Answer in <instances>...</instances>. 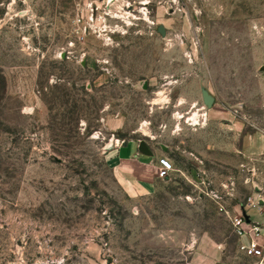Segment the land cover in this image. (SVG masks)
Listing matches in <instances>:
<instances>
[{
	"label": "rangeland",
	"instance_id": "obj_1",
	"mask_svg": "<svg viewBox=\"0 0 264 264\" xmlns=\"http://www.w3.org/2000/svg\"><path fill=\"white\" fill-rule=\"evenodd\" d=\"M0 87V264H264V0H0Z\"/></svg>",
	"mask_w": 264,
	"mask_h": 264
},
{
	"label": "crops",
	"instance_id": "obj_2",
	"mask_svg": "<svg viewBox=\"0 0 264 264\" xmlns=\"http://www.w3.org/2000/svg\"><path fill=\"white\" fill-rule=\"evenodd\" d=\"M137 146H138L137 142L130 140L118 146H113L112 148L115 149V152L118 154L116 156V158H118V161L127 164L128 166L131 167L132 170L141 173L143 177L139 181H142V182L140 185L137 184L138 187L141 189H148L150 188V185H151L148 179L152 175L158 174L157 173L158 166H159L158 159L160 156H162V154L159 155L158 153H156L155 157L157 159H154L153 156H151V153H147L144 150H140L138 149L139 146L138 147ZM245 152L246 153L250 152L252 154L264 152V132L263 131L256 130L251 135H249L247 146L245 148ZM164 156L166 157V155ZM260 196L264 197V195H260ZM251 210L254 211L255 213V208L253 207L250 208L249 212ZM215 259H216L215 256H210V255H201V256L193 257V260L198 264H214Z\"/></svg>",
	"mask_w": 264,
	"mask_h": 264
},
{
	"label": "built area",
	"instance_id": "obj_3",
	"mask_svg": "<svg viewBox=\"0 0 264 264\" xmlns=\"http://www.w3.org/2000/svg\"><path fill=\"white\" fill-rule=\"evenodd\" d=\"M158 160V175H167L174 167L173 161L165 156L160 157ZM253 198V196H249L248 203L255 208V213L250 214L249 220H245L240 211L238 215L234 216L233 223L238 234L240 248L246 249L253 256L264 259V197L255 196L254 201ZM260 199H263V202H260ZM243 222H247L248 228L243 229L241 227ZM242 236H245L246 241L242 239Z\"/></svg>",
	"mask_w": 264,
	"mask_h": 264
},
{
	"label": "water",
	"instance_id": "obj_4",
	"mask_svg": "<svg viewBox=\"0 0 264 264\" xmlns=\"http://www.w3.org/2000/svg\"><path fill=\"white\" fill-rule=\"evenodd\" d=\"M205 99H206L207 104H210V103H211V100H212V96L209 95V94H205ZM140 148H144V149H143L144 151L149 152V151H148L149 149L146 148L145 145L142 144V143H141ZM259 201H260V202H263V199H260ZM246 220H247V219H246Z\"/></svg>",
	"mask_w": 264,
	"mask_h": 264
},
{
	"label": "trees",
	"instance_id": "obj_5",
	"mask_svg": "<svg viewBox=\"0 0 264 264\" xmlns=\"http://www.w3.org/2000/svg\"><path fill=\"white\" fill-rule=\"evenodd\" d=\"M2 82V81H1ZM1 88V87H0Z\"/></svg>",
	"mask_w": 264,
	"mask_h": 264
}]
</instances>
